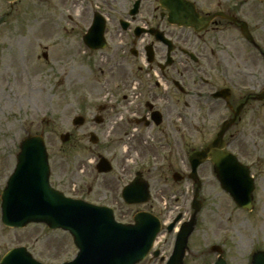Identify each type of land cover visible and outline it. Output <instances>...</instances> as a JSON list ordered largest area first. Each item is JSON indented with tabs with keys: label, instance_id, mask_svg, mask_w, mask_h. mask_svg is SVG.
<instances>
[{
	"label": "rangeland",
	"instance_id": "374dc122",
	"mask_svg": "<svg viewBox=\"0 0 264 264\" xmlns=\"http://www.w3.org/2000/svg\"><path fill=\"white\" fill-rule=\"evenodd\" d=\"M129 1L0 0V258L18 245H26L45 263L72 259L78 251L72 236L64 230H51L43 223L11 228L2 222L1 193L16 165L20 141L30 132L44 134L54 170L51 178L67 195L104 201L114 206L116 218L123 222L133 221V215L144 208L156 211L164 222L175 219L186 206L191 213L193 182L185 178L175 181L173 176L178 171L190 172L188 153L214 140L222 123L233 115L232 110H225L223 101L215 110L208 107L217 100L205 101V89L212 91L225 82L232 88L235 99L242 97L244 102L250 98L246 113L242 110L243 118L237 117L225 128L223 138H229L233 132L230 138L234 139L228 142L225 151L250 167L255 183L251 192L253 208L237 206L221 188L213 163L210 160L203 163L198 172L204 204L184 264L214 263L218 253L211 249L213 244L221 245L228 264H251L255 253L264 251V100H253L250 96L264 90V57L242 35L239 25L229 26L218 34L215 42L221 45L222 81L216 84L213 82L216 77L211 74V82L204 87L191 86L190 104L193 106L196 100V107L185 111V121L191 126L197 124V128L191 130L181 155H168L167 141L165 145L157 138L151 139L157 128L135 126L128 119L133 114L101 109L115 102L107 91L112 87L117 91L114 86L122 71L113 59H103L83 41L94 13L100 10V2L106 4L104 10L118 16L120 10L116 6L126 2L132 5ZM235 2L242 9L238 12L241 20L248 22L255 42L264 52V2L230 1L233 5ZM149 5L147 1L145 7L148 9ZM211 5L218 3L211 1ZM146 40L147 36L140 42ZM44 52L47 58L43 57ZM109 52L107 49L106 53ZM199 106L201 109L197 110ZM98 113L109 115L113 127L108 119L97 123L94 116ZM78 114L87 116L83 126L72 124ZM66 132L72 137L64 143L60 134ZM91 132L99 137L96 144L90 140ZM101 155L111 160L113 169L99 174L97 183L95 165ZM138 170L149 181L152 196L148 203L130 206L121 202L120 191L124 181L127 183ZM103 188L108 189L107 198ZM187 191L188 200L183 204L182 192ZM190 213H180L178 219L188 218ZM174 236V231L166 229L156 240V246L168 257L173 252ZM151 256L153 250L138 264H161L162 256L154 260Z\"/></svg>",
	"mask_w": 264,
	"mask_h": 264
},
{
	"label": "flooded vegetation",
	"instance_id": "af4514ba",
	"mask_svg": "<svg viewBox=\"0 0 264 264\" xmlns=\"http://www.w3.org/2000/svg\"><path fill=\"white\" fill-rule=\"evenodd\" d=\"M87 1L90 2V0ZM97 1L94 0V2ZM147 1L150 4L148 9L145 7ZM188 1L193 3L200 15L212 17L202 30L172 23L169 20V10L161 5L160 0H130L132 5L128 2L119 4V7L116 6L120 10L118 16L104 10L106 7L104 2H100V10L97 9L99 15L104 16L106 21L105 36L108 45L105 50L110 49L111 51L109 53L104 51L100 54L103 59H113L112 62L122 71L120 80L114 86L117 91H114L113 87L107 91L108 97L115 98V102L110 107L105 105L102 109L124 110L136 118L142 117L143 123L147 121L152 110H170L174 113L171 118L175 117L177 122H172L170 118L169 124L163 128L160 137L167 140L168 146L176 145V148L170 151L172 155H181L185 142L188 141L189 123L185 121V111L191 107V86L193 88H197L198 85V88L204 87L205 83L211 82V74L215 75L213 82L216 84L222 81L220 74L224 72L222 67H219L221 45L215 41L218 34L229 26H235L234 28L240 26L241 17L238 12L242 10L236 2L235 5L230 3L231 0ZM211 1L217 2L218 5L212 6ZM220 12H224V15ZM145 36L148 40L140 42ZM159 36H164L162 38H166V41ZM203 75L206 77H202ZM224 83L216 85L218 90L217 88H212V91L208 88L204 90L205 101L217 100L216 103H209L208 108L215 110L219 102L223 101L225 110H236L237 102L242 103V97L240 100L235 99L232 95V88ZM218 91L222 92L227 99L215 98L213 94ZM249 99H244L243 113L244 110H248ZM195 102L193 103L194 108L196 107ZM200 109L201 106L198 107V110ZM101 118L110 120L111 117L108 115L107 117L101 116ZM239 118H243L242 112ZM161 124L162 122L160 124L152 122L148 126L156 128ZM123 177L125 178L124 175ZM95 179H98V175ZM53 183L55 185L54 181ZM125 184L124 181L122 187ZM112 187L116 189V186ZM103 189L107 198L108 189ZM188 195V192H185L183 204L188 200ZM117 197L115 203L118 202ZM121 202H123L122 199ZM163 252L162 256L165 257ZM150 258L155 259L152 256Z\"/></svg>",
	"mask_w": 264,
	"mask_h": 264
},
{
	"label": "water",
	"instance_id": "95a60500",
	"mask_svg": "<svg viewBox=\"0 0 264 264\" xmlns=\"http://www.w3.org/2000/svg\"><path fill=\"white\" fill-rule=\"evenodd\" d=\"M180 1L182 0H162L163 4L173 8L175 21L184 17L187 23L193 22L192 12H181L177 8L181 4ZM98 25L96 24L97 27ZM96 26H93L94 30L85 36L89 44L95 38L102 39L104 27ZM244 32L247 33L245 30ZM260 97H264V93ZM75 122L81 123L83 118L77 117ZM68 137L64 135L63 139L66 140ZM214 145L220 147L221 141L217 139L207 151L192 155L194 169L210 153L223 186L232 193L239 204L251 207V192L254 186L248 168L239 164L233 155L214 148ZM21 148L17 168L2 194L5 224L23 227L31 221H44L52 228L62 227L70 230L80 251L73 261L64 264H135L146 255L159 230V221L155 216L142 211L135 215V224L125 225L115 221L111 209L66 198L49 185L47 152L43 139L29 136L23 141ZM100 169L109 170L110 167L101 163ZM138 187L140 185L135 181L125 188L124 196L128 202L138 200L135 194ZM141 187L143 189L140 192L141 198L145 200L148 195L147 184L141 183ZM199 207L197 203L196 208ZM189 232L185 230L181 235L168 264L181 263ZM1 264L42 263L35 260L26 247L21 246L11 249L3 257ZM215 264L227 263L220 257ZM252 264H264V252H258Z\"/></svg>",
	"mask_w": 264,
	"mask_h": 264
}]
</instances>
